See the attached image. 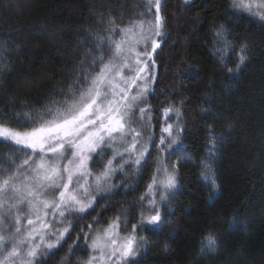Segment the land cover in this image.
Masks as SVG:
<instances>
[{
    "label": "trees",
    "instance_id": "trees-1",
    "mask_svg": "<svg viewBox=\"0 0 264 264\" xmlns=\"http://www.w3.org/2000/svg\"><path fill=\"white\" fill-rule=\"evenodd\" d=\"M146 3L0 0V115L12 117L29 110L23 105L38 109L50 97L62 99L59 91L72 83L70 75L95 47L89 33L101 32L109 19L127 25L144 13ZM160 12L164 30L153 54L155 79L147 104L156 137L163 108L172 105L182 113L181 145L171 157L178 186L162 209L161 229L138 227L137 237L145 243L131 264H264V21L229 14L228 0H162ZM221 26L235 47L223 61L215 51L222 46L215 43ZM241 47L245 64L237 71ZM210 128L219 138L213 157L207 153ZM13 151L0 144V158ZM153 158L138 175L118 176L115 190L99 197L82 219L70 218L73 240L88 233V225L98 230L117 217L126 231L139 224ZM207 159L214 161L216 188L201 179L200 165ZM208 233L219 246L202 253ZM73 240L39 258V264H81L89 249L81 240L70 252Z\"/></svg>",
    "mask_w": 264,
    "mask_h": 264
},
{
    "label": "snow or ice",
    "instance_id": "snow-or-ice-1",
    "mask_svg": "<svg viewBox=\"0 0 264 264\" xmlns=\"http://www.w3.org/2000/svg\"><path fill=\"white\" fill-rule=\"evenodd\" d=\"M228 2L229 14L264 21V0ZM160 4L161 0H147L138 19L123 26L109 19L101 32L89 33L95 47L70 75L72 83L59 91L62 99L50 97L41 108L23 105L29 110L12 117L0 115V144L14 150L8 158H0V264H39L46 253L73 240L70 218L82 219L81 214L94 210L98 196L114 190L118 172L131 168L138 175L152 148L160 158L140 197L147 207L139 226L132 225V234L121 236L119 217L100 230L88 225L89 232L76 236L69 251L83 240L91 252L86 264H131L145 243L135 235L137 228L153 233L161 229V207L178 186L177 165L169 167L165 156L178 154L184 128L179 108L170 105L163 108V123L155 121L160 125L158 138L149 131L154 117L147 97L155 79L149 68L164 30ZM228 36L223 26L215 32V43L222 45L215 51L222 61L229 50L235 51ZM245 55L246 48L241 47L237 71L245 64ZM227 71L233 74L232 68ZM207 138V153L213 157L219 138L211 128ZM96 162L102 165L99 171L93 170ZM213 163L201 162L200 175L216 188ZM201 244L202 253L219 246L212 233Z\"/></svg>",
    "mask_w": 264,
    "mask_h": 264
},
{
    "label": "rangeland",
    "instance_id": "rangeland-1",
    "mask_svg": "<svg viewBox=\"0 0 264 264\" xmlns=\"http://www.w3.org/2000/svg\"><path fill=\"white\" fill-rule=\"evenodd\" d=\"M162 1V0H161ZM160 6H161V4H160ZM154 12H155V8H154ZM151 18V17H150ZM159 38L160 37H158L157 39L159 40ZM154 70H155V68H154V64H152L151 62H150V68H149V72H150V74L151 75H154L155 76V73H154ZM153 81L154 80H152L151 81V84H150V91H151V88H152V84H153ZM141 106H143V105H141ZM170 122H174V120H172V121H170ZM163 123V117H161V124ZM136 127H139L140 125L139 124H136L135 125ZM150 132H154V125H153V128L151 129V130H149ZM159 136V135H158ZM158 138V137H157ZM180 139V138H179ZM180 145H181V143H180ZM180 148V147H179ZM178 148V149H179ZM178 149H177V151H178ZM150 151H151V155H153L154 156V158H153V163H154V170H153V173H152V176H151V181H150V183L152 182V177H153V175H154V173H155V171H156V168H157V166H158V164H157V161H158V159L160 158L159 157V154H158V152H157V150L155 149V148H152V149H150ZM173 155H166L165 156V159L167 160V162H168V165H169V167H171V165L172 164H174V163H172L171 162V157H172ZM95 166H96V164H95ZM98 166H99V164H98ZM101 167L102 166H99L98 168H94L93 170L94 171H99L100 169H101ZM128 175V176H131L132 174H136L135 173V171L133 170V169H131V168H126L125 169V172L124 173H117L116 174V176L113 178V181H112V184H113V186H114V190H115V181H117V178H118V176H122V175ZM113 190V191H114ZM113 191H111V192H105L104 194H102V195H99L98 196V198L99 197H104V196H107V195H109V194H111ZM173 191V190H172ZM169 197H170V195H169ZM157 198H158V196H157ZM168 200H169V198H168ZM168 203V201H166L165 202V206H166V204ZM143 205H144V210H143V212L142 213H145L146 214V212H145V210H146V207H147V201H144L143 202ZM165 206H162L161 207V211H162V209L165 207ZM90 210V209H89ZM82 215V214H81ZM113 221H115V220H113ZM113 221H111V222H109L107 225H105L104 227H102V228H106L110 223H112ZM139 224H140V222H139ZM139 224L137 225V226H139ZM102 228H100V229H102ZM100 229H98V230H100ZM138 229V228H137ZM118 231H119V234L121 235V236H126V235H130V234H132V228H131V230H129V231H126V230H123L122 229V222L119 224V228H118ZM135 235L137 236V233H135ZM138 238V237H137ZM140 249V248H139ZM139 249H138V251H139ZM54 249H52L51 251H53ZM50 251V252H51ZM49 253V252H48ZM48 253H46L45 255H47ZM44 255V256H45ZM91 255V252H90V250H89V254H88V256H87V258L83 261V262H81V264H86V262H87V260H88V258H89V256ZM43 256V257H44Z\"/></svg>",
    "mask_w": 264,
    "mask_h": 264
}]
</instances>
